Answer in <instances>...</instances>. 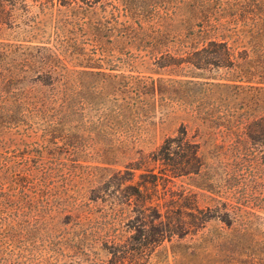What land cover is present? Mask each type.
<instances>
[{
    "label": "trees",
    "instance_id": "16d2710c",
    "mask_svg": "<svg viewBox=\"0 0 264 264\" xmlns=\"http://www.w3.org/2000/svg\"><path fill=\"white\" fill-rule=\"evenodd\" d=\"M83 3L91 15L78 0H0V32L43 37L48 25L56 33V40H28L34 44L0 40V264H20L14 233L22 224L41 220L53 227L63 218L79 231L78 243L106 245L114 259L131 254L146 264L162 247L173 264H262L264 237L250 212L228 203L210 207L215 198L205 170L220 125L248 126L236 149L250 165L256 162L246 142L255 141L249 127L264 122V0ZM80 19L89 40L76 38ZM109 36L114 40L104 41ZM138 40H161L151 45L160 54L125 60L123 49L144 46ZM124 61L183 78H152L148 86L139 76L113 72ZM141 84L153 98L185 100L173 112L194 125L202 142L189 139L186 127L160 145L142 136L136 127V101L146 93ZM144 141L154 146L147 155L136 150ZM136 152L147 167L140 184L133 163L111 173L80 163L90 158L105 165ZM148 161L161 165L158 173ZM77 169L86 185L73 188L67 182ZM99 170L109 175L98 176ZM181 176L197 190L172 189ZM158 180L171 184L159 192ZM134 219L126 232L121 226Z\"/></svg>",
    "mask_w": 264,
    "mask_h": 264
},
{
    "label": "rangeland",
    "instance_id": "374dc122",
    "mask_svg": "<svg viewBox=\"0 0 264 264\" xmlns=\"http://www.w3.org/2000/svg\"><path fill=\"white\" fill-rule=\"evenodd\" d=\"M56 1V0H55ZM84 0H78V2L89 12L91 15L92 7L87 6L83 3ZM154 3L160 4L161 0H151ZM38 3H35L32 12L35 13L38 10ZM97 8L95 10L100 13L103 9L104 4L102 2H97ZM57 8V6L55 7ZM94 10V9H93ZM101 14V13H100ZM99 17V14H97ZM84 19L79 20V24L76 29V38L78 40H89L87 31L83 28ZM82 25V26H80ZM46 28L42 30L43 37L33 38L31 32L23 33L18 29L12 31V29H7L0 32V40L9 41L12 43H22V44H34L28 40H56V33L54 27L45 26ZM148 29V25L145 26ZM159 27L155 26L156 33ZM152 29H148V32ZM41 34V35H42ZM88 38V39H87ZM113 41L114 37H105L104 41ZM175 40L172 37L168 38V41ZM128 41V40H126ZM161 40H138L144 45L139 50H132L131 53H127L123 49V58L127 60L126 57L135 56L137 59H153L160 53L152 52L151 45L157 43ZM120 45L119 47H121ZM115 68L113 72L120 73L124 75L139 76L145 79V83H149L151 79L157 78H183L181 76L166 74L167 71L164 69L155 68L153 65H143L140 62H130L124 61L119 63H114ZM93 78H87V82H93ZM144 85V86H143ZM143 92L140 100H137V106L139 108L136 127L138 131L142 132V136L155 138V145L162 144L163 140L167 137H177L179 136V131L183 130L184 127L187 128L188 137L194 142L201 143L202 140L199 139L197 132L195 131L194 125L188 123L183 119L180 114L173 111L178 109L180 105H183L185 100L177 98H160L158 93L155 94L153 98L151 96V88L147 89V85L141 84ZM162 91H164V86L162 85ZM87 94H93L88 91ZM98 102L94 100H88L86 103ZM186 103V102H185ZM220 125L216 127V139L212 140L209 156L207 157L206 163V176L210 184L212 193H209L215 199L209 201L207 204L210 207L224 208V203L231 205L242 206L246 211L250 212V220L253 227L258 232V235L264 237V122L260 125L250 126L249 129L256 130V135L254 136L255 141L251 144V141L247 140V144L251 146V152L256 156V162L252 165L249 164L248 158L239 155V150L236 149L237 144H244L246 140H241L243 134L240 130L244 128L248 129V126L244 125L240 129L236 127H229ZM240 140V141H239ZM242 142V143H240ZM175 146V143L172 144ZM154 148L153 143H139L136 146V150H142L144 155H147ZM254 148V149H253ZM253 149V151H252ZM251 154V153H250ZM140 153H132L128 156H121L114 160L108 161L109 164L98 163L95 159L82 158L80 160L81 164L84 165H99L109 167L111 173L112 170L124 169V166L129 163L135 164L138 169L134 170V183L140 184L147 177L146 175H141L147 173L144 169L145 163L140 161ZM145 160H150L151 157L144 156ZM147 162V161H146ZM148 164V168L155 166L154 173H158L161 165L159 163H153V161ZM78 169L74 170L72 177L68 180L67 184L73 188L81 187L86 185L82 177H79ZM104 170L98 171V176H108ZM174 186L172 189L178 191L179 189L193 188L194 186L189 184L190 180L186 176H181L173 179ZM170 186V182L165 180H158V191H162L163 185ZM89 185V184H87ZM97 183L94 184V186ZM103 186V187H102ZM102 189H106L105 185H101ZM197 190V189H196ZM112 191H115L112 189ZM95 194L93 191L88 192V196ZM204 204V203H203ZM135 223V219L130 221H125L121 227L124 230H131L129 226ZM214 221H210V225L214 224ZM209 226V225H208ZM133 230V229H132ZM16 246L22 251L20 264H136L135 259L131 254H123V258H112V255L108 253V247L106 245H96L94 247H85L81 243L77 242L79 237V231H75L71 228V223L68 218H63L60 222L56 223L51 227L47 222L41 220H31L30 224H22L19 228L15 230ZM165 244H167L165 242ZM164 244V245H165ZM162 247H157L149 257L146 258L148 262L146 264H173L171 257L166 260L165 253L162 251ZM160 251V252H159ZM110 258H112L111 261ZM141 264V263H140ZM264 264V262H262Z\"/></svg>",
    "mask_w": 264,
    "mask_h": 264
}]
</instances>
